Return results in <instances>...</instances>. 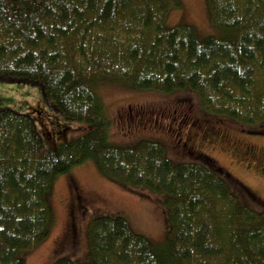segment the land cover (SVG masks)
<instances>
[{"label": "trees", "instance_id": "1", "mask_svg": "<svg viewBox=\"0 0 264 264\" xmlns=\"http://www.w3.org/2000/svg\"><path fill=\"white\" fill-rule=\"evenodd\" d=\"M205 1L218 35L168 24L181 0H0V82L34 85L48 110L91 127L52 147L30 114L0 109V264H25L49 236L52 185L87 160L161 192L168 229L154 242L122 216L98 215L83 261L53 264H264V199L237 182L249 198L239 199L206 155L174 162L158 141H113L99 92L105 82L187 90L209 112L264 124V0Z\"/></svg>", "mask_w": 264, "mask_h": 264}, {"label": "rangeland", "instance_id": "2", "mask_svg": "<svg viewBox=\"0 0 264 264\" xmlns=\"http://www.w3.org/2000/svg\"><path fill=\"white\" fill-rule=\"evenodd\" d=\"M181 4L170 12L168 24H190L202 37L220 34L209 21L205 0H181ZM99 92L113 141L127 145L143 139L158 141L174 162H198L202 160L198 156L206 155L231 174L235 183H228L239 199L249 200L237 182L264 199V124L238 123L209 112L187 90L163 93L105 82ZM5 107L30 114L45 143L52 147L91 128L48 110L34 85L0 82V109ZM220 134L221 144L206 142ZM242 149H250V153ZM142 188L103 175L90 160L74 166L53 183L51 232L24 255L25 264H53L64 256L82 262L87 251L86 224L98 215L122 216L134 231L161 242L168 229L163 194Z\"/></svg>", "mask_w": 264, "mask_h": 264}, {"label": "flooded vegetation", "instance_id": "3", "mask_svg": "<svg viewBox=\"0 0 264 264\" xmlns=\"http://www.w3.org/2000/svg\"><path fill=\"white\" fill-rule=\"evenodd\" d=\"M217 138H218V137H217ZM217 138H216V139H210V140H207L206 142H207V143H212V142L214 141V142H216V143L221 144L220 141L217 140ZM201 142H202V139H201ZM201 142H200V143H201ZM243 148H244V147H243ZM241 151L246 152V153H250V149H249V150H243V149H242Z\"/></svg>", "mask_w": 264, "mask_h": 264}]
</instances>
